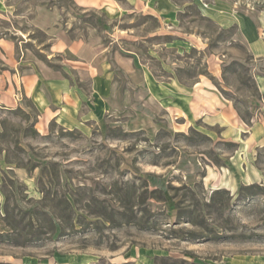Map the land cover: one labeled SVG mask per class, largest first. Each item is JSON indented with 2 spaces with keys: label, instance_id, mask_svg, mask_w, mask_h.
<instances>
[{
  "label": "rangeland",
  "instance_id": "374dc122",
  "mask_svg": "<svg viewBox=\"0 0 264 264\" xmlns=\"http://www.w3.org/2000/svg\"><path fill=\"white\" fill-rule=\"evenodd\" d=\"M114 2L0 0V101L11 80L19 99L0 102V264H264V0ZM61 28L131 58L158 103L48 121L45 85L18 88L25 49L90 91L49 49Z\"/></svg>",
  "mask_w": 264,
  "mask_h": 264
},
{
  "label": "crops",
  "instance_id": "0c3cea01",
  "mask_svg": "<svg viewBox=\"0 0 264 264\" xmlns=\"http://www.w3.org/2000/svg\"><path fill=\"white\" fill-rule=\"evenodd\" d=\"M71 1L85 10L114 7L113 4L116 3L115 0ZM49 49L60 57L65 54L63 64L75 72L79 84H89L90 91L88 101H84L87 97L82 93L78 94L61 71L49 68L33 52L25 49L22 58L25 66L21 69V83L18 88L21 89V97L37 102L45 95L41 87L42 84L45 85L51 100H47L48 104L43 106L42 115L48 116V121L61 123L68 128H77L82 122H86L88 116L120 119L133 117V110L140 104L139 96L151 99L150 103L157 102L142 72L141 78L138 79L139 72L133 60L110 49L101 40L92 41L87 34L70 37L68 32L61 28L52 35ZM6 82L8 81L3 85V95L6 99L0 102L16 104L19 99L15 100L14 96H9L15 95V84L12 80ZM50 90H54V94H51ZM40 128L39 131H42V126Z\"/></svg>",
  "mask_w": 264,
  "mask_h": 264
},
{
  "label": "trees",
  "instance_id": "16d2710c",
  "mask_svg": "<svg viewBox=\"0 0 264 264\" xmlns=\"http://www.w3.org/2000/svg\"><path fill=\"white\" fill-rule=\"evenodd\" d=\"M252 188L251 187H247L246 189H244V190H251ZM1 237H3V235L2 234H0V238Z\"/></svg>",
  "mask_w": 264,
  "mask_h": 264
}]
</instances>
